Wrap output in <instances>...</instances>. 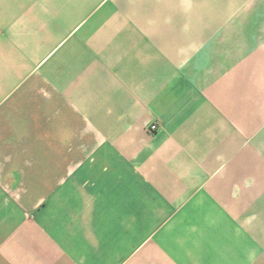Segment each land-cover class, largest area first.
I'll list each match as a JSON object with an SVG mask.
<instances>
[{"label":"crops","instance_id":"0c3cea01","mask_svg":"<svg viewBox=\"0 0 264 264\" xmlns=\"http://www.w3.org/2000/svg\"><path fill=\"white\" fill-rule=\"evenodd\" d=\"M0 264H264V0H0Z\"/></svg>","mask_w":264,"mask_h":264},{"label":"built area","instance_id":"2783aa9c","mask_svg":"<svg viewBox=\"0 0 264 264\" xmlns=\"http://www.w3.org/2000/svg\"><path fill=\"white\" fill-rule=\"evenodd\" d=\"M157 128H158L157 125H152V126H151V130H156Z\"/></svg>","mask_w":264,"mask_h":264}]
</instances>
